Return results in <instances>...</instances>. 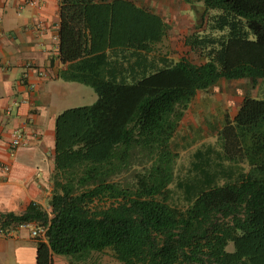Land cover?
Listing matches in <instances>:
<instances>
[{"label": "trees", "instance_id": "16d2710c", "mask_svg": "<svg viewBox=\"0 0 264 264\" xmlns=\"http://www.w3.org/2000/svg\"><path fill=\"white\" fill-rule=\"evenodd\" d=\"M178 1L203 30L184 42L199 65L151 57L168 26L130 0H58L59 78L97 100L55 119L50 212L0 213L4 227L47 226L36 264L107 251L121 264H264V99L225 114L184 174L172 143L197 93L264 83V0Z\"/></svg>", "mask_w": 264, "mask_h": 264}, {"label": "crops", "instance_id": "0c3cea01", "mask_svg": "<svg viewBox=\"0 0 264 264\" xmlns=\"http://www.w3.org/2000/svg\"><path fill=\"white\" fill-rule=\"evenodd\" d=\"M26 1L0 0V162L9 167L0 176L3 214L23 213L31 203L48 207L54 125L61 113L54 105L65 84L59 78L66 66L58 58V0H42L36 7ZM16 129H22L24 144L11 149ZM36 242L26 230L0 237V264H36ZM50 264L121 263L111 254L93 253L84 262L53 254Z\"/></svg>", "mask_w": 264, "mask_h": 264}, {"label": "rangeland", "instance_id": "374dc122", "mask_svg": "<svg viewBox=\"0 0 264 264\" xmlns=\"http://www.w3.org/2000/svg\"><path fill=\"white\" fill-rule=\"evenodd\" d=\"M130 1L155 12L168 26L162 40L152 46L151 57H165L172 62L184 58L197 65L204 62L201 53L190 50L184 43L186 38L194 34H203V30L198 27L199 20L190 7L178 0ZM244 97L264 99V83L257 80L253 84L250 79L221 80L207 92L197 93L184 112L172 139V143L179 151L177 172L184 174L196 148L202 144L216 146L217 131L223 124L224 115L232 118ZM96 100L97 95L91 87L65 82L56 93L54 107L56 111L62 112L74 107L92 105ZM42 208L50 212L49 206ZM228 250H231V245L228 246Z\"/></svg>", "mask_w": 264, "mask_h": 264}, {"label": "built area", "instance_id": "2783aa9c", "mask_svg": "<svg viewBox=\"0 0 264 264\" xmlns=\"http://www.w3.org/2000/svg\"><path fill=\"white\" fill-rule=\"evenodd\" d=\"M41 2L42 0H27L26 5L36 7L39 6ZM22 144H24L22 129H16L13 132L12 140L10 142V147L11 149H15L21 146ZM8 172H9V167L0 162V176L7 174ZM18 230H26L28 231L29 235L32 238H39L40 240L44 241L47 226H44L38 222H29V223L12 224L9 225L8 227H4L0 222V237H10Z\"/></svg>", "mask_w": 264, "mask_h": 264}]
</instances>
